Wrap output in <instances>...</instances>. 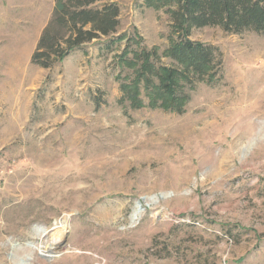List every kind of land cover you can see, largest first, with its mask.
Segmentation results:
<instances>
[{
	"label": "rangeland",
	"instance_id": "1",
	"mask_svg": "<svg viewBox=\"0 0 264 264\" xmlns=\"http://www.w3.org/2000/svg\"><path fill=\"white\" fill-rule=\"evenodd\" d=\"M116 2V34L45 69L54 0H0V264H264V34L192 28L213 79L184 86L181 114L132 109L119 38L172 66L177 33L168 7Z\"/></svg>",
	"mask_w": 264,
	"mask_h": 264
},
{
	"label": "trees",
	"instance_id": "2",
	"mask_svg": "<svg viewBox=\"0 0 264 264\" xmlns=\"http://www.w3.org/2000/svg\"><path fill=\"white\" fill-rule=\"evenodd\" d=\"M102 0H54L51 18L43 28L30 62L51 68L73 50L84 44L109 37L120 27V9L116 1L96 7ZM145 5L166 6L176 34L163 57L172 66L159 64L156 51L141 46V37L133 33L122 36L126 45L117 57L122 99L132 109L148 107L167 112L183 113L189 101L182 92L191 79L214 77L212 63L220 53L212 46L189 40L192 28L218 27L224 32L245 31L264 34V0H144ZM134 46L135 48H132ZM147 99L146 105L142 96Z\"/></svg>",
	"mask_w": 264,
	"mask_h": 264
},
{
	"label": "bare ground",
	"instance_id": "3",
	"mask_svg": "<svg viewBox=\"0 0 264 264\" xmlns=\"http://www.w3.org/2000/svg\"><path fill=\"white\" fill-rule=\"evenodd\" d=\"M62 226L63 225H61L60 223L55 226L56 230L60 229L59 231H56V232H58L59 236H57L58 237L57 239H52L51 240V243L48 245L47 249H51L53 246L57 245L60 242V236L63 234Z\"/></svg>",
	"mask_w": 264,
	"mask_h": 264
}]
</instances>
